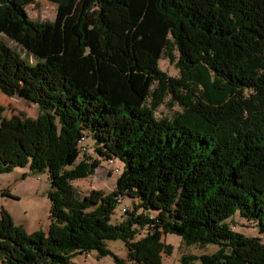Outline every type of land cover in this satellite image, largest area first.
Returning a JSON list of instances; mask_svg holds the SVG:
<instances>
[{"label":"trees","instance_id":"obj_1","mask_svg":"<svg viewBox=\"0 0 264 264\" xmlns=\"http://www.w3.org/2000/svg\"><path fill=\"white\" fill-rule=\"evenodd\" d=\"M34 1L0 0V32L37 59L0 39V91L40 108L5 116L0 104V173L47 171L50 222L27 233L0 208V264H77L91 250L163 264L167 233L219 244L178 264H264L261 238L224 221L238 209L264 234V0H51V23L31 19ZM167 97L180 109L159 117ZM116 157L111 191L72 185ZM109 239L124 241L126 259Z\"/></svg>","mask_w":264,"mask_h":264},{"label":"rangeland","instance_id":"obj_2","mask_svg":"<svg viewBox=\"0 0 264 264\" xmlns=\"http://www.w3.org/2000/svg\"><path fill=\"white\" fill-rule=\"evenodd\" d=\"M57 3L51 0H35L25 6L29 16L33 20L43 23H51L56 18ZM0 39L15 48L23 57L31 63H35L37 59L30 55L29 52L15 40L0 32ZM177 54V51H175ZM161 68L167 70L170 75H177L179 69L175 64L170 63L165 57L159 59ZM0 104L6 106L4 111L5 116L19 115L22 117L33 118L39 112L40 108L35 103H29L21 97L9 96L0 91ZM180 106L175 102H170L167 97L166 102L161 104L156 109V115L172 116ZM88 145V154L95 155L93 139L87 135L85 139ZM115 166H113L114 164ZM119 167L118 170H113L114 167ZM123 167V162L117 157L113 162H108L106 159L100 158V166L96 168L95 173L89 177L75 179L72 185L80 194L88 193L92 188L102 189L104 192L111 191ZM49 178L47 171H33L27 164L23 166L13 167L12 170L0 173V208L4 207L10 214L16 224H20L27 233L36 231L37 229L43 232L47 231L49 225V210L50 201L47 197L49 188ZM7 194H3V193ZM135 199L124 196L123 204L130 209ZM121 203H116L114 211L110 214L111 222H119L122 219ZM154 212H152L153 214ZM230 227L247 236H259L264 242V234L259 231L258 226L253 220L243 217L238 209L224 220ZM145 229L140 230L143 234ZM163 240L172 244L170 254H163V264H178L180 257L184 253L200 255L202 253L210 254L214 252L219 244L210 243L205 245L186 244L181 237L175 233H167L163 235ZM106 246L113 250L119 257L126 259L127 250L122 239H109L106 241ZM112 255L104 257L97 256L95 250L89 252H80L72 257V261L77 264H114ZM138 264V263H134Z\"/></svg>","mask_w":264,"mask_h":264},{"label":"built area","instance_id":"obj_3","mask_svg":"<svg viewBox=\"0 0 264 264\" xmlns=\"http://www.w3.org/2000/svg\"><path fill=\"white\" fill-rule=\"evenodd\" d=\"M82 139H83V137H81L79 141H80V143L83 144V143H84V140H82ZM83 148H84V146H83ZM110 162H112V160H110ZM113 164H114V163H113ZM113 166H115V164H114ZM112 169H113V170H118V167L116 166V167H114V168H112ZM123 209H124V208H123Z\"/></svg>","mask_w":264,"mask_h":264}]
</instances>
